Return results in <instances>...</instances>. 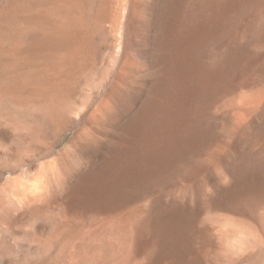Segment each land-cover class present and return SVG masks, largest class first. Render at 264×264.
<instances>
[{
    "label": "rangeland",
    "instance_id": "374dc122",
    "mask_svg": "<svg viewBox=\"0 0 264 264\" xmlns=\"http://www.w3.org/2000/svg\"><path fill=\"white\" fill-rule=\"evenodd\" d=\"M263 141L264 0H0V264H264Z\"/></svg>",
    "mask_w": 264,
    "mask_h": 264
},
{
    "label": "bare ground",
    "instance_id": "6f19581e",
    "mask_svg": "<svg viewBox=\"0 0 264 264\" xmlns=\"http://www.w3.org/2000/svg\"><path fill=\"white\" fill-rule=\"evenodd\" d=\"M224 3V2H223ZM174 18V17H173ZM242 36V35H241ZM243 37V36H242ZM242 37H241V39H242ZM247 37V36H246ZM247 39V38H246ZM166 41V40H165ZM227 55V54H226ZM225 55V56H226ZM228 59V58H227ZM229 63V62H228ZM237 67V66H236ZM260 138V137H259ZM259 141V143H260V141H262L261 139L260 140H258ZM264 142V141H263ZM249 157V156H248Z\"/></svg>",
    "mask_w": 264,
    "mask_h": 264
}]
</instances>
